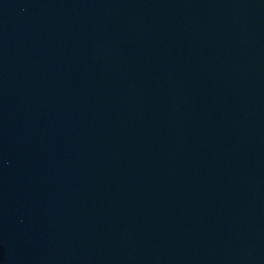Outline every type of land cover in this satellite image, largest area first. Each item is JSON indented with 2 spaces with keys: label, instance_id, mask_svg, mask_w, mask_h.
I'll return each instance as SVG.
<instances>
[{
  "label": "water",
  "instance_id": "95a60500",
  "mask_svg": "<svg viewBox=\"0 0 264 264\" xmlns=\"http://www.w3.org/2000/svg\"><path fill=\"white\" fill-rule=\"evenodd\" d=\"M0 264H264V0H0Z\"/></svg>",
  "mask_w": 264,
  "mask_h": 264
}]
</instances>
